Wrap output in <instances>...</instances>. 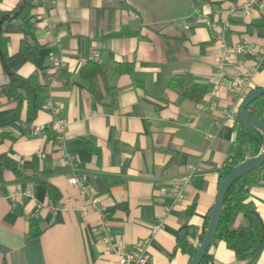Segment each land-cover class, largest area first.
Listing matches in <instances>:
<instances>
[{
	"label": "crops",
	"instance_id": "0c3cea01",
	"mask_svg": "<svg viewBox=\"0 0 264 264\" xmlns=\"http://www.w3.org/2000/svg\"><path fill=\"white\" fill-rule=\"evenodd\" d=\"M21 1L0 0V11ZM33 1L40 45L34 62L19 50V22L0 31L10 68L38 86L39 104L33 120L22 110L18 120L0 125V154L26 177L2 172L0 264H117L101 239L98 212H80L87 201L69 182L73 174L98 197L114 241L127 248L143 241L145 264H189L175 249L176 235L182 226L200 229L212 210L243 100L234 86L243 82L246 95L264 86V62L258 66L248 52L229 53L223 83L210 94L218 61L226 47L242 41L264 46V16L257 9L243 12V0ZM87 62L104 69L101 101L80 79ZM183 73L206 87L200 100L170 87ZM7 81L0 63V122L16 115ZM48 104L58 106L57 115ZM56 117L64 121L61 143ZM38 125L47 128L43 135L34 132ZM191 169L182 197L172 203L174 179ZM249 199L264 223V187L253 188ZM30 222L41 230L38 237H28ZM248 224L244 213L231 220L232 227ZM207 252L212 264H264V247L251 262L237 259L222 240Z\"/></svg>",
	"mask_w": 264,
	"mask_h": 264
},
{
	"label": "trees",
	"instance_id": "16d2710c",
	"mask_svg": "<svg viewBox=\"0 0 264 264\" xmlns=\"http://www.w3.org/2000/svg\"><path fill=\"white\" fill-rule=\"evenodd\" d=\"M35 7L33 0H22L12 10L0 11V31L2 26L11 21H17L22 27L23 37L19 50L29 61L34 62L38 56L40 45L35 40V21L32 9ZM129 34V33H128ZM117 36L126 35L123 32ZM7 39L0 35V63L8 81L4 86L6 97L16 103V115L11 119L0 122L1 126L8 125L19 119L21 111L33 120L39 108L37 101L38 86L28 78L14 72L8 63L6 49ZM104 75V69L96 62H87L80 70V79L84 82V88L97 101H101L103 95L99 89L98 80ZM169 85L182 97L198 101L206 92V87L195 82L189 73L173 76ZM107 91H111L108 88ZM111 94V93H110ZM112 91V96H113ZM246 112L264 122V94L250 102ZM47 130V128H45ZM235 140L226 154L225 161L218 174L219 184L224 176L240 161L258 154L264 147V135L255 127L246 124L236 115L234 120ZM9 169L17 179H26L17 169L16 163L4 154H0V189L2 172ZM48 195L53 193V187L46 183ZM256 187H264V163L249 171L238 175L230 184L222 206L220 221L216 230L215 240L224 241L226 247L233 251L235 257L247 262L258 257L264 247V223L257 212L253 202L249 199L250 191ZM236 213H244L249 218L246 227H232L231 220ZM211 212L206 216L203 226L197 229L193 226H182L176 235L175 249L186 253L191 260L197 251L206 232ZM41 230L34 222L29 223L28 237H38ZM192 240H196L194 244ZM200 264H212L208 252Z\"/></svg>",
	"mask_w": 264,
	"mask_h": 264
},
{
	"label": "built area",
	"instance_id": "2783aa9c",
	"mask_svg": "<svg viewBox=\"0 0 264 264\" xmlns=\"http://www.w3.org/2000/svg\"><path fill=\"white\" fill-rule=\"evenodd\" d=\"M239 8L245 12L250 13L253 10H259L262 15L264 16V1L263 0H243ZM207 25L210 24L208 20H205ZM248 52L252 55L257 56L258 58V66L264 62V46H255L249 44L247 41H242L240 43L234 44L232 46H228L223 50L222 57L218 61L219 71L213 79V85L210 89V94H215V92L219 89L222 85L224 80V73H223V65L226 56L229 53L233 54H240ZM234 92L239 96L240 99H244L246 96L245 93V86L244 83L241 82L234 86ZM48 108L50 109L53 115H57L59 108L57 105L48 104ZM233 113L229 114V117H233ZM64 128V121L60 118L55 119V131L57 133V139L59 143L62 142V131ZM34 132L43 135L45 132L44 125H38L34 127ZM60 145V144H59ZM61 150H63L62 146L60 145ZM69 159L71 158L70 155L67 154ZM20 157L17 156V159ZM191 168V167H190ZM191 171L184 175L179 176L174 179L173 182V189H172V203L177 202L182 197V188L188 182L191 177ZM69 182L77 189V191L86 198V205L81 208L80 212L84 213L87 209H93L99 214V229L101 231V239L102 241L112 250V252L117 257V264H145V246L143 241H137L132 247L127 248L125 247L124 243L121 241H114L112 236L107 232L106 228L104 227V219L105 214L102 211L100 206V202L98 197L92 191V189L84 183L81 177L77 175L69 176ZM161 222H158L154 225V228H160Z\"/></svg>",
	"mask_w": 264,
	"mask_h": 264
},
{
	"label": "water",
	"instance_id": "95a60500",
	"mask_svg": "<svg viewBox=\"0 0 264 264\" xmlns=\"http://www.w3.org/2000/svg\"><path fill=\"white\" fill-rule=\"evenodd\" d=\"M264 94V86L256 88L249 92L244 99L241 101L238 111L237 117L241 119L248 125H251L261 131L264 135V122L254 116L249 115L245 108L246 106L252 102L254 99L260 97ZM264 163V147L263 149L256 155L245 158L244 160L237 163L222 179L218 186L217 195L212 205L211 216L209 219V223L204 234L202 241L200 242L196 253L190 260L189 264H200L203 257L207 253L209 247L211 246L216 230L220 221L222 206L224 202V198L226 192L231 184V182L241 173L249 171L253 168H256Z\"/></svg>",
	"mask_w": 264,
	"mask_h": 264
}]
</instances>
